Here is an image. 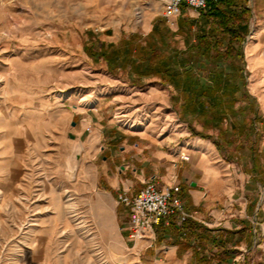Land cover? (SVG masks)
<instances>
[{"label":"crops","instance_id":"crops-1","mask_svg":"<svg viewBox=\"0 0 264 264\" xmlns=\"http://www.w3.org/2000/svg\"><path fill=\"white\" fill-rule=\"evenodd\" d=\"M128 1L120 0V8H124ZM133 1L142 20L140 26L143 30L139 31L146 34L153 20L160 15L159 0H141L150 4L151 13L140 8V0ZM248 5L252 15L243 48L247 78L250 75L252 80L247 90L255 97L262 118L258 125L260 142L254 152L244 148L237 158L227 160L210 139L192 135L187 122L178 116L176 119L148 116L146 120L135 122L128 105L132 97L152 101L155 113L165 107L173 109L176 116V110L169 105L168 93L162 92L157 84L149 85L146 91L134 90L133 87L138 85L132 84V87L115 90L113 87L101 90L56 88L37 103L32 95H25L12 108L15 112L10 113L9 121L15 123L14 130L21 122L18 126L19 130L23 126V140L41 145L40 165L32 163L25 170L10 171V176L15 177L10 178V182H16V176L23 173L29 181L39 178L42 189L48 190L49 142L52 143L54 135L59 137V154L62 153L64 169L72 145L78 140L82 146L80 165L75 180L64 190L72 195L74 209L80 216L95 225L97 236L106 240L107 247L118 246L122 250L138 247L140 253L145 241L134 244L127 237L125 225L129 213L117 201V196L122 192L134 194L145 182L153 180L161 188L178 185L176 195L182 196L181 201L187 209L184 208L196 212L198 219L192 220L207 227L223 226L233 230L232 241L226 245L231 250L221 264L235 263V249L251 239L253 243V229L257 242L246 253L245 264H264V114L260 107V102L264 101V0H249ZM182 9L190 17L198 15L196 9L186 6ZM136 30L131 28L130 32ZM119 39L120 35L116 33L115 39L110 41ZM91 45L92 52L99 49L97 41ZM143 81L137 88L143 85ZM105 98L108 101L103 102ZM239 105L237 102L236 106ZM14 140L22 141V138ZM33 150L32 158H37L38 151ZM181 156H187V159ZM63 174L64 180L68 181L64 171ZM243 223H251L252 228L242 238L237 230ZM156 228L157 225L154 227L155 240ZM190 243L193 245L194 240L191 239ZM158 246H163L167 257L176 259L175 264H190L193 247L178 253V244L168 236ZM148 251L154 253L155 250ZM115 255L123 261L130 257L122 252Z\"/></svg>","mask_w":264,"mask_h":264},{"label":"rangeland","instance_id":"rangeland-1","mask_svg":"<svg viewBox=\"0 0 264 264\" xmlns=\"http://www.w3.org/2000/svg\"><path fill=\"white\" fill-rule=\"evenodd\" d=\"M130 2L120 8V0H0V264L176 262L175 258L166 256L163 246L147 247L143 242L140 253L138 247L130 250L107 247L106 240L97 236L95 225L84 220L74 209L72 195L64 189L75 180L80 165L82 152L74 178L70 179L75 143H79L82 149L78 140L72 145L64 169L62 153L59 154V137L54 135L52 143L49 142L48 190L42 189L39 178L29 181L23 173L16 176V182H10V178H15L10 176V171L25 170L32 163L40 165L41 144L25 142L23 126L19 130L21 122L14 130L15 123L9 121L18 100L32 95L37 103L56 88L101 90L113 87L115 90L132 87L126 76L111 74L107 63L90 53L92 42H117L110 41L115 39L116 33L122 38L132 33L131 28H136V33L144 35L140 33L143 30L140 13H136L134 1ZM138 4L149 13L153 10L148 6L150 4L141 0ZM170 27L174 29L176 26ZM177 38L184 47L182 38ZM143 80V85L133 87L134 90L146 91L149 85L157 84L162 92L168 93L171 105L170 96L174 90L171 86L159 84L156 78L145 77ZM247 80V88H250L252 77L249 75ZM106 101L105 98L103 102ZM128 103L135 122L146 120L148 116L158 115L162 119H176L178 116L173 105L176 116L173 109L165 107L153 112V103L148 99L142 101L132 97ZM260 107L264 114V101L260 102ZM192 124L201 129L200 122L194 120ZM14 138H22V141ZM33 149L38 151L37 158H32ZM63 171L68 181L64 180ZM240 247L235 249L234 264L245 262L248 247L246 243ZM150 249L156 254L149 253ZM120 252L129 254V259H118L115 254Z\"/></svg>","mask_w":264,"mask_h":264},{"label":"trees","instance_id":"trees-1","mask_svg":"<svg viewBox=\"0 0 264 264\" xmlns=\"http://www.w3.org/2000/svg\"><path fill=\"white\" fill-rule=\"evenodd\" d=\"M248 2L207 0L196 17L182 9L176 17V29L158 16L146 34L132 32L115 43L100 41L99 50L90 53L102 57L110 73L126 76L132 85H141L146 77L171 86V105L179 119L187 122L191 134L210 139L225 159L237 158L242 149L252 153L258 147L262 121L256 99L247 90L243 43L252 15ZM194 120L200 122L201 129L193 126ZM249 228L251 223H243L237 232L243 238ZM156 229L154 245L168 236L178 244V253L193 247L190 264L226 261L231 250L226 245L234 233L191 218L178 224L175 215L167 218V224L162 220ZM250 242H246L248 250L252 239ZM214 247L219 248L212 251Z\"/></svg>","mask_w":264,"mask_h":264},{"label":"built area","instance_id":"built-area-1","mask_svg":"<svg viewBox=\"0 0 264 264\" xmlns=\"http://www.w3.org/2000/svg\"><path fill=\"white\" fill-rule=\"evenodd\" d=\"M207 0H159L160 15L170 26L176 25V17L181 14L182 6L193 9H201ZM187 159V156H181ZM178 185L161 188L153 180H148L134 194L122 192L118 194L117 201L123 204L128 215L125 228L127 237L135 244L144 240L147 247L155 242L154 227L162 220L167 224V218L176 216V222L180 224L186 218L198 219L196 212H187L181 199L176 195ZM256 231L253 229V243L257 242Z\"/></svg>","mask_w":264,"mask_h":264},{"label":"water","instance_id":"water-1","mask_svg":"<svg viewBox=\"0 0 264 264\" xmlns=\"http://www.w3.org/2000/svg\"><path fill=\"white\" fill-rule=\"evenodd\" d=\"M81 150L82 149H81L79 143L76 142L75 145H74L73 152H72V160H73V162H72V165L70 167V169H71V172H70V175H69L70 179L74 178V173H75L76 167L78 165L77 161H78V158H79Z\"/></svg>","mask_w":264,"mask_h":264}]
</instances>
